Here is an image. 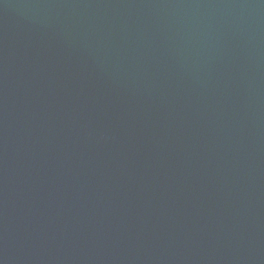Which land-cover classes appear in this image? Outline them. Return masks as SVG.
Segmentation results:
<instances>
[{"label":"water","instance_id":"1","mask_svg":"<svg viewBox=\"0 0 264 264\" xmlns=\"http://www.w3.org/2000/svg\"><path fill=\"white\" fill-rule=\"evenodd\" d=\"M0 264H264V0H0Z\"/></svg>","mask_w":264,"mask_h":264}]
</instances>
